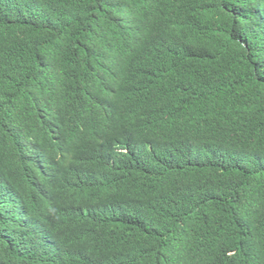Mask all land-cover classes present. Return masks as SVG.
<instances>
[{"label":"trees","instance_id":"obj_1","mask_svg":"<svg viewBox=\"0 0 264 264\" xmlns=\"http://www.w3.org/2000/svg\"><path fill=\"white\" fill-rule=\"evenodd\" d=\"M0 264H264V0H0Z\"/></svg>","mask_w":264,"mask_h":264}]
</instances>
